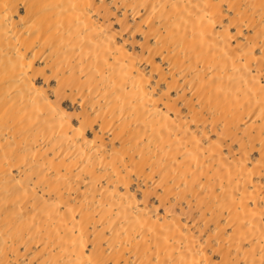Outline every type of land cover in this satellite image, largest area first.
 <instances>
[{
    "label": "bare ground",
    "instance_id": "bare-ground-1",
    "mask_svg": "<svg viewBox=\"0 0 264 264\" xmlns=\"http://www.w3.org/2000/svg\"><path fill=\"white\" fill-rule=\"evenodd\" d=\"M0 264H264V0H0Z\"/></svg>",
    "mask_w": 264,
    "mask_h": 264
}]
</instances>
